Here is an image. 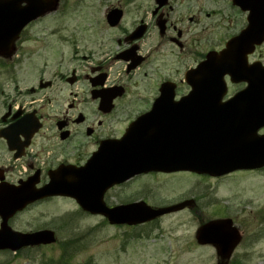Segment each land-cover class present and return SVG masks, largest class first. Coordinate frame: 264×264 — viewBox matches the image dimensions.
<instances>
[{"label":"flooded vegetation","instance_id":"1","mask_svg":"<svg viewBox=\"0 0 264 264\" xmlns=\"http://www.w3.org/2000/svg\"><path fill=\"white\" fill-rule=\"evenodd\" d=\"M101 1L106 5L103 21L69 28L68 49L56 52L55 58L53 34L47 25L34 27L47 14L28 23L7 56L0 57L3 73L10 79L0 87V185L34 180L41 187L50 171L83 166L104 142L105 148L116 143L117 149L104 148L100 153H183V137L191 136L193 149L199 136L214 135V109L252 82L256 84L254 105L258 106L257 100L262 104L264 39L256 42L254 33L246 40L252 42L253 50L245 59V65H256L254 73L245 71V78L226 73L225 86L216 88L199 85L198 68L209 55L229 49L231 40L251 25L250 12L264 22V0H117L112 4L100 0L99 7ZM231 52L236 51L232 48ZM34 59L40 64L29 80V63ZM251 96L245 93L233 106L244 119L251 115L244 109L253 107ZM147 114L143 126L134 125ZM129 129L128 142L119 144ZM173 132L179 150L171 141V152L161 149L159 135L165 133L171 139ZM255 135H264V127ZM258 171L262 169L236 172ZM177 173L133 175L112 186L104 201L108 206L148 203V177ZM144 178L146 183L133 195L110 200V190ZM225 217L233 220L235 216ZM251 238L243 240L241 233L228 264H239L242 257L237 249Z\"/></svg>","mask_w":264,"mask_h":264},{"label":"rangeland","instance_id":"2","mask_svg":"<svg viewBox=\"0 0 264 264\" xmlns=\"http://www.w3.org/2000/svg\"><path fill=\"white\" fill-rule=\"evenodd\" d=\"M98 1L60 0L54 12L39 19L41 25L34 27L47 25L53 34L50 38L56 50L54 58L59 50L68 49L65 42L69 28L103 21L102 7L106 5L101 1L99 7ZM106 1L112 4L117 0ZM36 64L40 60L29 63V80ZM3 71L0 66V87L10 81ZM189 173L178 172L158 179L149 176L148 180L136 179L110 190L111 201L127 198L147 180L151 185L148 204L152 206L195 200L194 207L135 227L109 225L100 216L81 212L68 198L54 197L32 204L15 215L10 226L21 232L53 229L57 243L26 248L16 254L1 251L0 264H215L214 249L197 244L195 233L201 224L229 213L235 216L234 224L243 234V240L252 236V240H245L237 249L241 263L264 264V169L258 173L235 172L216 180Z\"/></svg>","mask_w":264,"mask_h":264},{"label":"water","instance_id":"3","mask_svg":"<svg viewBox=\"0 0 264 264\" xmlns=\"http://www.w3.org/2000/svg\"><path fill=\"white\" fill-rule=\"evenodd\" d=\"M22 2H26V6L21 7ZM0 5L6 8H0V54H2L6 49L5 46H10L21 28L29 21L52 11L56 7V0H0ZM10 31L15 35L2 41L5 37L3 32ZM254 32L255 29L251 28L246 36ZM238 39L239 37L229 46L234 44L243 47L244 43L240 41L241 38ZM224 55L225 52H221L219 56L214 54L208 56L209 60L206 62L208 67L200 71V76L201 74L206 76L209 71V77L203 82V85L207 83L211 86L221 87L220 82L224 73L243 74L239 70L240 66L234 69L228 61L225 62ZM231 57L236 58L233 55ZM241 57L237 59L241 60ZM224 62L228 64H224ZM254 67V65L249 66L250 70H253ZM205 69L207 71L203 73ZM241 69L243 68L241 67ZM244 76L241 78H245ZM250 85L255 86V82ZM253 99L251 97L250 101L253 102ZM237 101L239 100L237 99ZM226 108L229 109L230 106ZM257 111L261 114H254L249 124L246 122L240 125L241 123L237 121L236 124L239 125L232 126L235 122L233 120L226 119L225 124L221 120H216L214 122V138L211 140L200 139L198 142L199 153H93L85 166L71 171L65 176L63 172L58 174L59 171L51 173L50 182L40 189H35L33 183L29 181L23 182L20 187H0V216L2 218L0 249L17 250L25 246L50 244L55 241L53 232L49 230L20 233L12 231L7 226L8 218L16 211L22 210L27 204L43 197L69 196L75 199L82 210L91 214H100L106 217L110 224H139L182 209L189 202L185 201L161 208H151L143 202L108 208L102 200L104 191L132 174L151 170L165 172L190 170L197 173L220 175L235 169L264 166V136L256 137L252 133L257 128L264 126V100L262 107H259ZM215 119L217 118L215 117ZM241 126H244L245 129H242L238 135L228 134L231 128H241ZM226 132L227 134H225ZM129 135L130 131L128 136H125V143L128 141ZM217 136H221L222 139H217ZM165 137L167 138L164 139ZM159 139L162 144L161 149L170 151L168 147L170 141L173 148L178 149L176 134L169 139L168 136L161 133ZM105 149L114 150L117 148ZM196 239L201 244L212 243L221 260L230 256L231 250L239 241L237 232L231 228L230 220L210 221L201 225L196 232Z\"/></svg>","mask_w":264,"mask_h":264}]
</instances>
